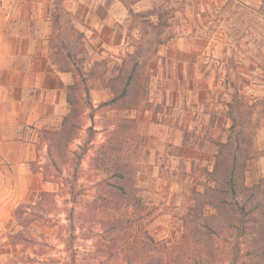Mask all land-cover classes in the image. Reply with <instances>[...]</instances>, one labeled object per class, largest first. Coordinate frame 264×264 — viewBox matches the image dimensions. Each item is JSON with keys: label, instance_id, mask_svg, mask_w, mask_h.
Instances as JSON below:
<instances>
[{"label": "rangeland", "instance_id": "1", "mask_svg": "<svg viewBox=\"0 0 264 264\" xmlns=\"http://www.w3.org/2000/svg\"><path fill=\"white\" fill-rule=\"evenodd\" d=\"M120 1L130 12L139 35L138 38L131 36L128 46L139 47L145 56L160 43L188 31L197 34L200 44L206 48L217 43L216 56L206 58L209 63L216 61L214 66L217 74L221 72V82L231 89L222 91L219 96L224 92L228 94L226 104L234 106L231 115L236 124L232 145L224 152L229 161L230 155L235 154L239 165L245 164L246 185L258 184L264 178V0ZM68 2L56 0L53 7L52 54H58L55 59H62L65 68L75 75V70L82 68L83 74L89 76L88 63L98 56L95 49L77 39L79 33L72 25V14L67 11ZM159 15H162L160 22ZM133 61L128 59L126 71L114 83L110 81L115 74L112 70L119 66L108 60L109 66L98 64L101 72L106 67L111 70L103 84L107 81L108 86L115 84L120 93ZM139 73L136 72V76H140ZM76 77L78 90L73 92V100L78 117L71 120L62 136H51L52 142L45 138L52 146L51 158L43 171L53 183L48 191L50 195L19 206L7 220H2L0 264H72L73 261L75 264H126L124 253H103L101 219L134 221L132 228L123 234L120 245L133 239L139 223L157 241L180 242L185 232L181 218L194 205V191L207 181V172L212 171L202 170L196 185L191 179L194 171L189 172L184 162L172 168L165 154L149 153L144 148L137 121L123 122L120 115L112 120L114 113L109 108L93 111L88 107L91 100L86 98L83 89L84 86L90 88L91 95L99 82L90 76ZM104 90L110 94L108 89ZM133 91L126 101L132 102L138 97ZM92 105L95 110L94 102ZM230 110L228 106L226 138L216 141L226 142L231 135ZM112 124H122L128 129L120 128L121 134H114ZM89 127L93 130H87ZM71 130L77 139H71ZM216 141H212L217 148L214 158L218 151ZM102 182L113 184L115 188L99 186ZM126 203L130 206H124ZM142 263L138 259L134 264Z\"/></svg>", "mask_w": 264, "mask_h": 264}, {"label": "crops", "instance_id": "2", "mask_svg": "<svg viewBox=\"0 0 264 264\" xmlns=\"http://www.w3.org/2000/svg\"><path fill=\"white\" fill-rule=\"evenodd\" d=\"M55 1L0 0V223L53 185L44 178L51 158L44 131L62 127L71 110L69 90L77 81L75 73L59 71L52 63ZM68 3L77 39L98 56L89 61V70L101 73L98 64L109 66L108 60L119 66L112 70L114 78L126 71L128 59H134L129 76L140 71L130 80L126 98L132 89L138 97L128 101L127 109L112 110V120L117 115L136 120L145 150L165 154L172 168L184 162L194 171L191 179L197 185L199 173L213 168L217 148L212 141L226 138L229 128L225 92L231 89L221 82L216 61L206 58L216 56L217 43L206 48L188 31L145 56L139 47L128 46L130 37L139 35L122 1ZM93 80L99 82L91 90L98 107L115 94L108 81L103 84L106 75Z\"/></svg>", "mask_w": 264, "mask_h": 264}, {"label": "trees", "instance_id": "3", "mask_svg": "<svg viewBox=\"0 0 264 264\" xmlns=\"http://www.w3.org/2000/svg\"><path fill=\"white\" fill-rule=\"evenodd\" d=\"M158 20L159 22L162 20V15L158 16ZM57 55H51L52 63L57 69L71 71L65 68L62 59H55ZM68 57L71 58V55L69 54ZM125 63L126 61L123 64ZM75 71L79 77L90 76L92 79L102 78L107 74L106 70L98 74L94 69H91L89 70L90 75L86 76L83 74L82 68H77ZM134 75H136L135 70L128 77L120 93L117 90L119 87L115 84L110 85L115 96L107 102L101 103L95 110L92 105L90 88L84 86L83 92L86 94V98L91 100L88 101V107L93 111L107 108L110 111L127 109L129 107L128 101H126L128 85ZM120 78L121 75L111 78L110 81L114 83ZM77 90L78 82H75L68 95L70 114L65 117L60 131H44L46 134L44 138L48 141H53L51 136H62L66 133L68 124L72 119L78 117L79 111L74 108L73 100V92ZM119 102H122V105H118ZM135 104L137 105L136 102ZM228 106L231 109L229 116L233 121L231 135L228 136L226 142L216 141L218 151L215 155L213 169L207 172V181L201 183L199 188L194 191V199H192L194 205L188 209L189 213L181 218L185 229L182 240L180 242L157 241L139 223L137 234H133V239L126 240L123 245H120L123 234L132 228L134 221L129 218L101 219L99 224L103 231V236H101L104 240L103 253H124L126 264H134L138 259L142 260V264H220L225 262L229 264H264V178L253 186L246 185L244 180L245 164L239 165V159L235 154L230 155V161L229 157L225 155L224 149L232 145V133L236 125L235 118L231 115L234 106L232 104H228ZM122 121L133 123L135 120L123 118ZM73 128L75 129V125ZM120 128L128 129L126 126L118 124L112 132L120 135ZM72 130L69 131V134H71V139L75 140L77 138L74 137ZM87 130H93V127H89ZM261 153L257 152V154ZM51 155L52 146L50 145L49 156L51 157ZM125 168L128 167L125 166ZM221 177L224 179L222 180ZM44 178L47 179L46 174H44ZM120 178L123 179V175ZM98 185L115 188V185L104 182L98 183ZM110 193L114 194V191L111 190ZM123 194L127 195L126 192ZM49 195V192H42L40 196ZM124 206L130 205L126 203ZM69 250L70 248H68ZM72 264L75 262L73 261Z\"/></svg>", "mask_w": 264, "mask_h": 264}]
</instances>
